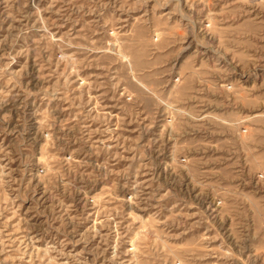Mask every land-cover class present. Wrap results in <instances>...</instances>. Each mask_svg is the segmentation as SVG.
<instances>
[{
    "label": "rangeland",
    "instance_id": "rangeland-1",
    "mask_svg": "<svg viewBox=\"0 0 264 264\" xmlns=\"http://www.w3.org/2000/svg\"><path fill=\"white\" fill-rule=\"evenodd\" d=\"M0 264H264V0H0Z\"/></svg>",
    "mask_w": 264,
    "mask_h": 264
}]
</instances>
